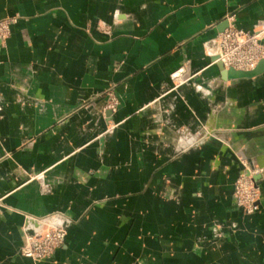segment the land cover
I'll use <instances>...</instances> for the list:
<instances>
[{
    "label": "crops",
    "instance_id": "crops-1",
    "mask_svg": "<svg viewBox=\"0 0 264 264\" xmlns=\"http://www.w3.org/2000/svg\"><path fill=\"white\" fill-rule=\"evenodd\" d=\"M230 15L251 32L264 0H0L17 17L0 42V264H264V72L222 81L207 49ZM239 157L263 171L252 215ZM27 218L65 229L49 259L22 257Z\"/></svg>",
    "mask_w": 264,
    "mask_h": 264
},
{
    "label": "built area",
    "instance_id": "built-area-1",
    "mask_svg": "<svg viewBox=\"0 0 264 264\" xmlns=\"http://www.w3.org/2000/svg\"><path fill=\"white\" fill-rule=\"evenodd\" d=\"M228 24L208 46L211 57H217L225 69L240 72H250L264 60V20L255 25L251 32L239 29L234 24V16H227ZM17 17H10L0 21V42H4L10 35V27L15 24ZM175 88L182 85L187 78L182 74L172 75ZM118 101L113 93L108 94L104 112L114 113ZM1 110V107H0ZM242 170L239 173L233 188L235 206L245 215H252L258 210L260 192L254 180L262 174V169L251 167L247 161H241ZM38 221V220H37ZM40 228L34 235L24 233V246L22 257L33 263L49 259L53 253L62 246L66 231L61 225H54L47 220L38 221ZM30 227V230H33Z\"/></svg>",
    "mask_w": 264,
    "mask_h": 264
},
{
    "label": "water",
    "instance_id": "water-1",
    "mask_svg": "<svg viewBox=\"0 0 264 264\" xmlns=\"http://www.w3.org/2000/svg\"><path fill=\"white\" fill-rule=\"evenodd\" d=\"M227 26L228 24L225 21L223 30L227 28ZM211 63L217 67L222 81L252 78L264 72V60H261L256 66V68L250 72H240V71H235L233 69H225L222 63L217 61V57H211ZM257 177L254 179L255 181H257L258 179ZM30 227H33L34 229L30 230ZM39 228H40V223L37 220L32 219V218L26 219L25 228H24L26 234L34 235L35 231L38 230Z\"/></svg>",
    "mask_w": 264,
    "mask_h": 264
},
{
    "label": "rangeland",
    "instance_id": "rangeland-1",
    "mask_svg": "<svg viewBox=\"0 0 264 264\" xmlns=\"http://www.w3.org/2000/svg\"><path fill=\"white\" fill-rule=\"evenodd\" d=\"M111 130V129H110ZM243 161V157H239V162Z\"/></svg>",
    "mask_w": 264,
    "mask_h": 264
},
{
    "label": "bare ground",
    "instance_id": "bare-ground-1",
    "mask_svg": "<svg viewBox=\"0 0 264 264\" xmlns=\"http://www.w3.org/2000/svg\"><path fill=\"white\" fill-rule=\"evenodd\" d=\"M260 75V74H259ZM258 76V75H257ZM254 77H256V76H254ZM253 78V77H252ZM244 79H251V78H244ZM235 80H239V79H235Z\"/></svg>",
    "mask_w": 264,
    "mask_h": 264
}]
</instances>
